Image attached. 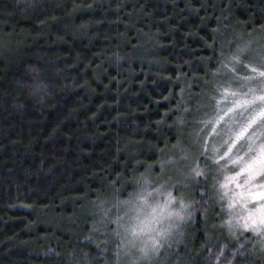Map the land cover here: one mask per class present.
Masks as SVG:
<instances>
[{
  "label": "trees",
  "instance_id": "trees-1",
  "mask_svg": "<svg viewBox=\"0 0 264 264\" xmlns=\"http://www.w3.org/2000/svg\"><path fill=\"white\" fill-rule=\"evenodd\" d=\"M234 32L263 35L264 0H0V264H115L93 202L189 145ZM210 231L197 211L153 264H220Z\"/></svg>",
  "mask_w": 264,
  "mask_h": 264
},
{
  "label": "clouds",
  "instance_id": "clouds-1",
  "mask_svg": "<svg viewBox=\"0 0 264 264\" xmlns=\"http://www.w3.org/2000/svg\"><path fill=\"white\" fill-rule=\"evenodd\" d=\"M216 48L205 81L211 103L181 110L193 113L189 145L177 141L159 172L151 165L134 172L126 195L113 189L93 202L94 223L116 225L115 264H153L197 211L209 221V239L226 238L213 254L220 264L244 255L240 237L264 249V39L234 32L219 36ZM232 241L237 247L226 254Z\"/></svg>",
  "mask_w": 264,
  "mask_h": 264
},
{
  "label": "rangeland",
  "instance_id": "rangeland-1",
  "mask_svg": "<svg viewBox=\"0 0 264 264\" xmlns=\"http://www.w3.org/2000/svg\"><path fill=\"white\" fill-rule=\"evenodd\" d=\"M261 39H264V32H263V35L261 37H259ZM200 159H203V157H201ZM237 182H239V177H237ZM191 222V220L184 226V230L185 228L189 225V223ZM116 227V225L113 223V225L111 226L110 225V230L107 232V240L108 241H116L113 239L112 235L110 234L111 233V230L114 229ZM252 235L251 233H249V236ZM255 239V238H254ZM177 240H174L173 242H171L169 245L165 246L164 248H161L159 253L156 255V257H160L161 255H165L167 253H169L170 251V247L171 246H174L176 244ZM246 244H248V248L251 250V252H254V253H259V255H261L263 258H264V249L260 248V246L258 244H253V241L249 240V241H246ZM253 253V254H254ZM115 259H116V253H115ZM115 262V260H114Z\"/></svg>",
  "mask_w": 264,
  "mask_h": 264
}]
</instances>
